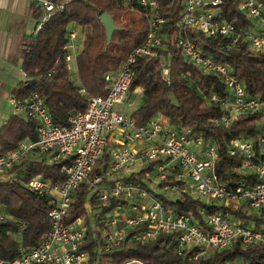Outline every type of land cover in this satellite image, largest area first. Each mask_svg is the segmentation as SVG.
<instances>
[{
  "label": "built area",
  "instance_id": "built-area-1",
  "mask_svg": "<svg viewBox=\"0 0 264 264\" xmlns=\"http://www.w3.org/2000/svg\"><path fill=\"white\" fill-rule=\"evenodd\" d=\"M135 1L148 23L145 38L127 53L116 70L104 73V94H91L84 86L78 87L85 96L86 106L73 111L67 124L53 121L43 96L37 91H32L24 100L12 97L15 113L23 112L24 116L36 119L37 137L25 138L0 153V175L45 199L49 227L38 245L22 246L20 254L12 259L0 257V264H82L87 253L78 247L88 237L85 218L80 216L69 222L65 218L84 182L89 196L95 193V200L102 207L109 206L111 198L119 200L110 212L102 215L107 218L97 227L102 238L99 251L116 248L137 225H143V229L134 235L136 239L148 241L159 234H171L178 253L195 248L196 257L229 247L236 241L243 246H264V223L222 209V206L264 209V96L250 95L232 67L204 53L197 37L186 36V27H191L205 36L219 37L223 52L244 44L245 51L258 55L264 52V0L235 1L251 21L248 25L239 23L235 17L222 16L224 0H180L175 27L170 33L162 32L168 19L160 13L156 0ZM64 4L44 0V13L36 29ZM77 33L69 26L65 45L67 63L74 58L69 48ZM167 44L179 48L185 59L205 73L217 75L224 84L223 93L211 88L203 94L208 103L213 102L221 109L220 115L209 119L211 123L229 125L242 114H259L255 119L259 125L255 131L256 142L251 135L240 134L227 143L228 154L238 159L233 167L238 177L222 178L218 174L215 139L205 138L191 126L173 124L162 113L137 124L131 113L115 107L129 100L134 64L141 56L160 57L161 76L169 81L170 56L161 52ZM49 75L50 72L46 76ZM59 159H67L59 166L64 175L60 182L39 173L25 179L24 161L49 163ZM97 165L99 170L94 172ZM149 166L152 168L147 169ZM140 171L145 174L143 181L154 189L162 179L171 176L173 183L157 189L165 196L188 195L200 199L201 203L195 210L176 212L143 185L124 180ZM139 197H148V204L138 207L132 200ZM241 199L245 200L242 204ZM84 205L90 210V198ZM0 207L3 206L0 204ZM4 219L17 221L20 228L25 225L0 209V220Z\"/></svg>",
  "mask_w": 264,
  "mask_h": 264
},
{
  "label": "trees",
  "instance_id": "trees-1",
  "mask_svg": "<svg viewBox=\"0 0 264 264\" xmlns=\"http://www.w3.org/2000/svg\"><path fill=\"white\" fill-rule=\"evenodd\" d=\"M224 1L222 16L235 17L244 25L251 24L235 5L236 0ZM156 2L160 13L168 19L162 32L170 33L175 27L181 1ZM104 11L110 13L119 26L113 31L106 50L105 28L99 19V15ZM72 22L84 25L87 29L85 45L76 57L77 81L71 78L65 60L67 31ZM147 31L146 17L135 0H69L62 9L55 11L41 24L33 38L23 42L21 70L24 79L18 83L14 96L18 100H24L32 91H37L43 96L53 121L67 124L73 111L84 109L86 106L85 96L78 87L84 86L91 94H104V73L116 70L127 53L143 41ZM186 36L197 37L204 53L232 67L250 95L264 96V52L252 55L245 51L244 44L223 52L219 37L205 36L191 27H186ZM161 52L170 56L169 81L161 76L162 65L158 56H141L134 64L135 74L129 86V93H133L137 88L142 90V99L131 112L135 122L144 124L151 117L162 113L173 124L193 127L205 138L216 140V170L220 177H238L233 171L238 159L228 154L227 143L240 134H249L256 142L255 131L259 125L255 119L259 114H242L229 125L211 123L209 119L220 115L221 109L213 102L208 103L203 94L208 93L211 88L223 93L224 84L217 75L205 73L203 69L185 59L179 48L173 44H167V48ZM49 72L50 75L46 76ZM183 73H188L189 76H184ZM36 137L34 117L12 114L0 127V153L10 150L25 138ZM65 161L67 159L49 163L42 160L24 161L23 164L26 163L27 167L25 179L39 173L53 182H60L64 175L59 171V166ZM151 168L152 166L147 167ZM98 170L97 165L94 172ZM143 178L144 171H140L130 174L124 180L143 185L151 195L170 204L178 213L195 210L196 205L201 203L200 199L188 195L167 197L157 189L149 187ZM173 182L174 179L167 176L157 187L162 188ZM95 197V193L89 196L87 183H82L65 218L67 222L80 216L85 218L88 237L78 247L87 253V258L82 264H124L131 261L139 264H264V246L261 244L243 246L236 241L229 247L196 257L193 254L195 248L178 253L171 234H159L148 241L136 239L134 235L143 229V225L131 228L120 245L113 250L99 251L102 238L97 227L107 218H101L102 215L110 212L119 200L111 198L109 206H103L99 213H94V225H91L84 204L90 198L92 206L95 207L99 203ZM121 202L126 203L123 200ZM0 204L6 213L25 224L20 228L17 221L0 220V257L12 259L20 254L22 246L30 248L39 244L49 227L47 206L42 196L32 193L24 185L13 180L0 182ZM208 209L213 210L211 206H208ZM222 209H229L240 217H253L259 224L264 223V209L260 216L247 215L241 208L233 206H222ZM16 234L20 237L17 238Z\"/></svg>",
  "mask_w": 264,
  "mask_h": 264
},
{
  "label": "crops",
  "instance_id": "crops-1",
  "mask_svg": "<svg viewBox=\"0 0 264 264\" xmlns=\"http://www.w3.org/2000/svg\"><path fill=\"white\" fill-rule=\"evenodd\" d=\"M43 1L0 0V127L12 114H17L12 103V97L18 83L24 79V73L21 70L22 44L37 33L36 27L41 18L40 15L44 13ZM49 1L65 3L69 0ZM70 26L78 31L72 47L69 48V52L75 56L80 53L85 45L87 29L84 25L76 22H72ZM81 40L83 42H80ZM131 96L130 94V103L133 102ZM19 114L24 115L23 112ZM4 180L5 177L0 175V182Z\"/></svg>",
  "mask_w": 264,
  "mask_h": 264
},
{
  "label": "rangeland",
  "instance_id": "rangeland-1",
  "mask_svg": "<svg viewBox=\"0 0 264 264\" xmlns=\"http://www.w3.org/2000/svg\"><path fill=\"white\" fill-rule=\"evenodd\" d=\"M80 42H83V40H81ZM76 56L77 55H75V56L73 55V57H74L73 58V61H71V62L68 63L69 71H70V76L75 81L78 80L77 70H76ZM131 95H132L131 98H133V102L132 103L129 102L130 100H125L122 103L116 104L115 107L116 108H120V109H122L123 111H125L127 113H131L138 106V103L140 102V98H142V90L141 89L139 90V88H137L136 91L133 92ZM157 189H158V187H157ZM167 193L170 194L169 190L167 191ZM171 198H173V197H171ZM132 201L138 207H143V206H145V205L148 204L149 198L148 197H143V198L139 197V199H137V200H134L133 199ZM244 202H245V200L244 199H241L240 204H242ZM126 207H128V206H126ZM240 208L247 215H255V216L258 215V216H260V214H261V211L258 208H251L250 207V208L247 209L244 206H241ZM0 209L2 211H4V209H2L1 207H0ZM101 209H102V205H101V202H99V203L96 204L95 207L94 206H91L90 210L89 209L86 210L87 211V214L89 216V220H90L91 225H94V220H95V217L93 216V214L94 213H99L101 211ZM263 216L264 215L262 214V217ZM248 220H251V219H248ZM16 237L19 238L20 235L19 234H16ZM126 264H139V263L136 262V261H131V262H128Z\"/></svg>",
  "mask_w": 264,
  "mask_h": 264
},
{
  "label": "water",
  "instance_id": "water-1",
  "mask_svg": "<svg viewBox=\"0 0 264 264\" xmlns=\"http://www.w3.org/2000/svg\"><path fill=\"white\" fill-rule=\"evenodd\" d=\"M99 19L102 22L104 28H105V37H106V43L104 46V50H106L110 40H111V36L113 31H115L116 29L119 28L118 25H116V23L113 20V17L110 13H108L107 11L102 12L99 15Z\"/></svg>",
  "mask_w": 264,
  "mask_h": 264
}]
</instances>
